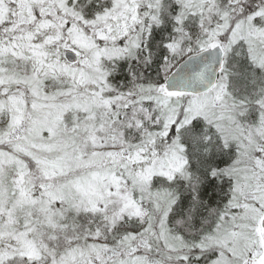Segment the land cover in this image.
<instances>
[{
	"label": "snow or ice",
	"instance_id": "snow-or-ice-1",
	"mask_svg": "<svg viewBox=\"0 0 264 264\" xmlns=\"http://www.w3.org/2000/svg\"><path fill=\"white\" fill-rule=\"evenodd\" d=\"M0 264H264V0H0Z\"/></svg>",
	"mask_w": 264,
	"mask_h": 264
}]
</instances>
